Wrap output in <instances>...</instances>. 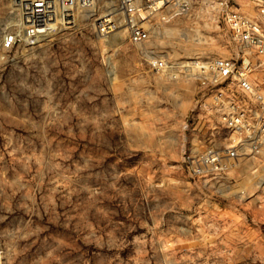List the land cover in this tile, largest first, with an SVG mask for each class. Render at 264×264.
Returning a JSON list of instances; mask_svg holds the SVG:
<instances>
[{"label": "rangeland", "instance_id": "obj_1", "mask_svg": "<svg viewBox=\"0 0 264 264\" xmlns=\"http://www.w3.org/2000/svg\"><path fill=\"white\" fill-rule=\"evenodd\" d=\"M216 18L181 17L184 37L155 47L172 62L235 56ZM10 20L0 0V39ZM246 61L264 89V55ZM192 97L123 38L87 29L0 45V264H264V202L216 197L183 165Z\"/></svg>", "mask_w": 264, "mask_h": 264}, {"label": "built area", "instance_id": "obj_2", "mask_svg": "<svg viewBox=\"0 0 264 264\" xmlns=\"http://www.w3.org/2000/svg\"><path fill=\"white\" fill-rule=\"evenodd\" d=\"M11 30L0 39L10 51L63 33L89 30L98 38H123L145 59L151 74L193 85L182 122V162L214 196L264 202V89L251 83L249 54L264 55V23L239 11L238 0H7ZM255 1L264 14V0ZM205 8L228 33L235 56L170 60L159 40L184 37L177 23ZM242 58V62L239 61ZM233 172L245 173L228 181ZM226 178V179H225ZM263 217L264 208L259 211Z\"/></svg>", "mask_w": 264, "mask_h": 264}, {"label": "bare ground", "instance_id": "obj_3", "mask_svg": "<svg viewBox=\"0 0 264 264\" xmlns=\"http://www.w3.org/2000/svg\"><path fill=\"white\" fill-rule=\"evenodd\" d=\"M208 26V25H207Z\"/></svg>", "mask_w": 264, "mask_h": 264}]
</instances>
